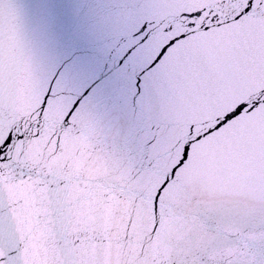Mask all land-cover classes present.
Returning a JSON list of instances; mask_svg holds the SVG:
<instances>
[{
	"label": "snow or ice",
	"instance_id": "snow-or-ice-1",
	"mask_svg": "<svg viewBox=\"0 0 264 264\" xmlns=\"http://www.w3.org/2000/svg\"><path fill=\"white\" fill-rule=\"evenodd\" d=\"M104 22L141 45L125 108L77 94L0 0V264H264V0Z\"/></svg>",
	"mask_w": 264,
	"mask_h": 264
},
{
	"label": "water",
	"instance_id": "water-1",
	"mask_svg": "<svg viewBox=\"0 0 264 264\" xmlns=\"http://www.w3.org/2000/svg\"><path fill=\"white\" fill-rule=\"evenodd\" d=\"M111 2L12 0L37 55L71 73L77 94L86 91L88 99L125 108L136 92L141 45L129 30L104 22Z\"/></svg>",
	"mask_w": 264,
	"mask_h": 264
}]
</instances>
